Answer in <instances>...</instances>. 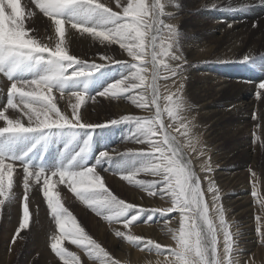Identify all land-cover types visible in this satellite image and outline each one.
Segmentation results:
<instances>
[{
  "label": "rangeland",
  "instance_id": "1",
  "mask_svg": "<svg viewBox=\"0 0 264 264\" xmlns=\"http://www.w3.org/2000/svg\"><path fill=\"white\" fill-rule=\"evenodd\" d=\"M9 2L15 5L17 0H9ZM21 2L24 4L27 0H21ZM100 2L112 7L114 11H121L116 7L115 0H100ZM121 2L123 3L124 0ZM139 2L140 0H137V3ZM160 2L165 4L163 18L166 23L174 24L179 30L180 49L189 62L183 79L178 77L176 80L164 81L161 78L159 81L160 93L165 99L172 95L177 101H183V111L174 121L170 122L167 115L164 116L167 131L177 143L178 152L176 155L180 161H183L192 176L190 183L193 188L189 189L188 193L189 197L195 200V203H191L188 208L181 209L180 215L186 220V223L188 221V228L193 226L199 228L200 239L205 247L214 249L216 244H219L220 257L223 256L222 252H224L225 232L230 230L233 233L236 229H240V233L244 234L241 238L245 260L254 257L255 264H264V243L261 242L258 233L255 231L259 225L254 219L258 215L264 219V89L260 88V84L264 82V3H261V0H160ZM129 7H131V3H129ZM32 8L35 15L26 20V27L34 29L29 35H34L39 40H43L42 42L54 47L59 40L54 27L49 25L48 18L43 16L38 9L34 6ZM214 8L219 10H209ZM127 14L135 16L137 13L130 12ZM232 23L235 25L232 26ZM65 32L66 50L71 57H82L83 61L90 63L96 60L98 64L108 63L106 59H100L101 55L106 58L112 56L111 58L114 60H131L119 46L107 41L101 43L103 38H95L90 35L74 38L67 29ZM3 38L4 15L0 9V39ZM147 39L146 35V44ZM165 43L168 41L165 40ZM145 51L150 53L151 49L146 48ZM245 57L248 59L245 60ZM149 59L150 56H146L144 61H136V63L142 64ZM110 68H115L119 75L118 79L121 78L124 70L120 69L119 65L103 67L97 70L91 78H94L100 71L105 73ZM150 69L149 66L148 72L145 73L147 80L144 87L147 86L148 80H151ZM242 71L246 74L243 75ZM161 72L163 73V69ZM203 73L208 75L210 73V75L206 76ZM2 75H0V102H2L0 111H3L7 106L8 90L6 89L10 86V82L8 85L7 79ZM248 76L250 79L247 78ZM226 80L229 82L227 81V83ZM247 80L249 83L246 85L245 81ZM217 82H219V86L216 85ZM182 84H184V88H181ZM211 84L214 85V89ZM238 84L243 87H239ZM225 86L226 88L227 86L231 87L225 89ZM218 93L219 95H216ZM142 94L145 95L146 99H150L147 87L144 91L143 88L131 89L129 92L116 97L108 95L96 99L91 98L90 94L83 95L85 99H83L84 102H81L79 109L83 122L104 123L106 125V127H97L92 136V151L88 161L90 165L94 163L96 155L105 149H117L124 152L127 149L143 147L142 144L138 145L128 138L135 132L133 122L124 120L115 126H107L108 121L120 120L121 117L125 116H154L153 111L141 109L132 103L133 97H139ZM63 97L58 101L53 96L54 102L57 103L58 108L63 113L71 117V105L77 103V100L71 96L70 91H66ZM206 97H210L207 101L212 103L203 106L202 103H205L203 99H207ZM212 97L216 98L213 99ZM18 99L17 96L14 103ZM162 103L166 104L167 102L162 101ZM49 104L52 108L55 107L52 100H49ZM99 106L103 108L100 109ZM21 107L23 106L21 105ZM151 107L149 105V108ZM25 111H28L30 115L34 116V119L41 120V122L52 118L47 110L37 113H34L32 109H25ZM96 111L97 113H95ZM5 115L12 119L21 117V122L27 124V117L18 109L8 108ZM113 116H117V118ZM0 122V126H6L4 120L0 119ZM185 126L189 129V136L185 135ZM80 138L82 139L83 135ZM62 147L63 140L56 139L49 145L44 159L41 161L39 154H37L33 163L37 165L42 163L48 169L53 168L60 158L59 153L62 151ZM120 159L117 157L108 163L112 167H116ZM123 159L131 161L134 157H124ZM167 162L171 163L170 160ZM19 167H16L14 172L11 191L6 198L0 197V199H5L4 205H0V264H63V261L51 249L53 235L58 236L60 233L52 213L47 207L46 200L42 196L40 185L32 184L28 200L29 226L17 234V229L22 220L24 196L23 174H21L22 170L20 173L21 168ZM168 170L169 172L174 171L173 168ZM98 171L106 186L128 203L163 213L172 212L176 209V205L168 198L166 192L164 195H158L154 192H148L147 188L136 186L140 184L151 185L165 179L160 174L161 170L159 169L156 172H146L123 178L121 172L108 171L105 173L102 168ZM225 174H232L233 182H236L229 183L228 187L222 185L220 180ZM20 175L21 177H19ZM237 180L239 181L237 182ZM201 182H203L202 185ZM57 186L54 191H59L62 204L75 216L85 233L101 244L114 258L118 259L120 264H148L151 256L153 258L150 259V264H174L175 257L171 255H160L155 251L149 252L144 247H137L115 236V231L119 229L130 232L133 236H140L145 240L150 239L167 249H176L170 244L163 243L164 240H167L163 225H159L158 228L156 222H142L124 229L122 223L109 222L103 216H97L79 200L74 192L82 190L81 186L73 183L72 191H69L63 184ZM53 187L54 185L48 186L46 196L50 201H55L59 205L58 195L53 192ZM201 187L202 191L200 190ZM253 191L257 193L256 196L252 195ZM220 197H222V201ZM226 200L242 202L236 205L234 209L231 206L226 209ZM234 211H241V215H233ZM222 215L226 217L223 221L221 220ZM176 216L179 214L158 215L157 221L162 224L164 220ZM168 222L169 226L173 227L172 221L169 220ZM244 223L249 225L251 232L241 228ZM233 225H235L234 228ZM155 229L156 231L153 232ZM61 231L65 235L57 238L54 247L60 252L66 250L74 253L76 255L74 264H79V262L80 264H102L104 261L102 256L101 259H97L95 254L89 257L84 248L76 246L82 243L78 239L79 230L77 228L66 224ZM68 233L72 234V238L67 237ZM182 234L183 232L180 233V235ZM14 236L15 241L13 242ZM212 254L214 255V251ZM65 264H73V262L66 261ZM220 264H223L221 260Z\"/></svg>",
  "mask_w": 264,
  "mask_h": 264
},
{
  "label": "snow or ice",
  "instance_id": "2",
  "mask_svg": "<svg viewBox=\"0 0 264 264\" xmlns=\"http://www.w3.org/2000/svg\"><path fill=\"white\" fill-rule=\"evenodd\" d=\"M115 3L121 11H114L112 7L101 3L100 0H27L24 4L21 0H17L15 5L9 0H0V9L4 15V38L0 39V74H3L10 82L7 106L0 111V119L6 123V126H0V178H2L0 179V197L6 198L11 191L14 172L19 164L23 171L24 196L22 220L17 234L29 226L28 200L32 184L40 185L42 196L60 233L58 236L53 235L51 249L63 261V264L66 261H72L74 264L76 259L74 253L66 250L60 252L54 247L57 238L65 235L61 229L66 224L79 230L78 239L82 243L73 245L84 248L89 257L95 254L97 259H101L102 256L104 258L102 264H120V261L85 233L75 216L62 204L59 191H54L57 185L63 184L69 191H72L73 183L81 186L82 190L74 192L75 196L97 216H103L109 222L122 223L124 229L142 222L155 223L158 215L165 216L171 213L180 215L181 209L195 203L188 193V190L193 188L190 183L192 176L183 161L178 159L176 155L178 147L175 139L167 131V124L164 121L165 114L170 122L179 116L183 111V101H177L172 95L165 99L160 93L159 83L161 78L164 81L176 80L178 77L183 79L184 72L189 66L178 42L179 30L174 24L166 23L163 18L165 4L160 0H140L139 3L137 0H124L123 3L121 0H115ZM261 3H264V0H261ZM32 6L43 16L52 20L54 31L59 37L54 47L42 42L34 35H29L34 31L26 27V20L35 15ZM130 12L137 14L135 16L127 14ZM66 24L82 34L87 33L95 38H103L101 43L107 41L118 45L131 60H114L101 55L100 59H106L108 63L98 64L71 57L64 41ZM146 35L147 44L145 43ZM165 40L168 43H165ZM146 48L151 49L150 53L145 51ZM146 56H150L147 62L136 63V61H144ZM247 59L245 57V60ZM116 65L124 70L123 75L99 91L98 95L116 97L131 89L143 88L144 91L147 87L150 99H146L142 94L139 97H133L132 103L141 109L151 111L154 109V116H125L120 120L108 121L109 127L124 120L133 122L135 132L128 138L138 145L142 144L143 147L127 149L124 152L117 149H105L96 155L95 162L90 165L88 161L92 151V136L97 127H106V125L83 122L79 113L84 98L81 90L71 92V96L77 100V103L71 105V117L58 108L53 99V91H58L63 97L71 82L89 78L103 67ZM149 66L151 80H148L147 86L144 87L147 80L145 73L148 72ZM69 69H71L70 72ZM169 73L171 75H168ZM181 88H184V84ZM260 88L264 89V82L260 84ZM17 96L19 99L14 103ZM49 100L55 104L54 108L49 104ZM149 105L152 107L149 108ZM8 108L18 109L23 113L27 117V124L21 122V117L12 119L6 116ZM25 109H32L34 113L47 110L52 118L41 122L34 119V116ZM185 135L189 136L187 126H185ZM56 139L63 140L62 151L59 153L60 158L56 165L47 169L42 163L34 164L33 160L37 154L42 161L49 145ZM117 157L121 158L117 166L109 165L103 169L105 172H121L123 178L161 170L160 174L165 179L151 185L136 186L147 188L148 192L158 195H164L166 192L168 198L176 205V209L163 213L128 203L114 194L106 186L97 169ZM124 157H134V159L126 161ZM168 160L171 163H168ZM169 168H173L174 171L169 172ZM49 185H54L52 190L58 195L59 205L46 196ZM200 190L202 191V187ZM252 195L256 196L257 193L253 191ZM220 200L222 201V197ZM4 203L5 199H0V205ZM225 219L226 217L222 215L221 220ZM254 219L259 225L255 231L264 243V219L259 215ZM182 232V235L174 236L178 245L176 249H167L150 239L145 240L119 229L115 231V236L137 247H144L149 252L171 255L175 257L174 264H220L218 243L214 249L205 247L197 226L185 227ZM67 237L72 238V234L68 233ZM235 237L232 231L225 232L224 264H233L234 257L240 258V264H255L254 257L247 260L242 258L244 253L239 248Z\"/></svg>",
  "mask_w": 264,
  "mask_h": 264
},
{
  "label": "bare ground",
  "instance_id": "3",
  "mask_svg": "<svg viewBox=\"0 0 264 264\" xmlns=\"http://www.w3.org/2000/svg\"><path fill=\"white\" fill-rule=\"evenodd\" d=\"M248 8V7H247ZM170 11V10H169ZM171 12V11H170ZM167 13V12H166ZM254 14V13H253ZM235 15V14H234ZM240 15H242V14H240ZM239 16V15H238ZM238 16H236V17H238ZM234 18H235V16H234ZM239 18V17H238ZM241 18V17H240ZM236 20V19H235ZM243 20V19H242ZM48 21H49V25H51V26H53L54 27V25H53V22H52V20L51 19H49L48 18ZM239 21V20H238ZM240 21H241V19H240ZM226 22V21H225ZM230 23V22H229ZM228 24V23H227ZM233 24L234 23H232V26H233ZM235 24H236V22H235ZM234 24V25H235ZM230 25V24H229ZM241 25V24H240ZM240 25H239V27H240ZM228 27V26H227ZM231 28V27H230ZM65 29H67V31H68V33L70 32V34L72 35V37H74V38H78L79 36H82V37H84L85 35H89V34H87V33H79V31H77V30H75V29H72V28H70V27H68L67 25H65ZM233 29V28H232ZM235 31H237V30H235ZM66 33V32H65ZM231 33V32H230ZM69 34V35H70ZM227 34V33H226ZM232 34H234L233 32H232ZM229 35V34H228ZM231 35V34H230ZM233 36V35H232ZM92 37V36H91ZM231 37V36H230ZM43 41V40H42ZM78 41V40H77ZM228 42V41H227ZM230 44V43H229ZM118 46V45H117ZM112 57V56H111ZM233 58V57H232ZM79 59L81 60V61H83L82 60V57L80 58L79 57ZM231 59V58H230ZM229 59V60H230ZM91 60V59H90ZM93 61H95L96 62V60H93ZM93 61H91V62H93ZM231 61V60H230ZM97 62H98V60H97ZM90 63V62H89ZM210 66V65H209ZM119 68V67H118ZM151 68V67H150ZM121 69V68H120ZM238 69V68H237ZM116 69L115 68H110V70H107V71H105V73H102L101 71L99 72V73H97V75L94 77V78H91V77H89V78H84V79H80V80H78V81H75V82H71L68 86H67V88H66V90H65V92L66 91H70V92H72V91H75V90H81L82 92H83V95L85 96V95H89L90 94V97L91 98H96V99H98L100 96L98 95V92L99 91H101L103 88H105L106 86H108L111 82H114L115 80H117L118 79V72H116L115 71ZM151 70V69H150ZM71 71V69H69V72ZM119 71V70H118ZM121 71V70H120ZM209 72V71H208ZM207 72V73H208ZM218 73V72H217ZM221 73V72H220ZM242 73H243V75H245L246 73L244 72V71H242ZM96 74V73H95ZM120 74V73H119ZM203 74H206V73H203ZM222 74V73H221ZM220 74V75H221ZM238 74H240V73H238ZM237 74V75H238ZM0 75H2V74H0ZM209 75H210V73H209ZM208 74H206V76H209ZM213 75V74H212ZM217 75V74H216ZM203 76V75H202ZM241 76V75H240ZM247 76V75H246ZM2 77H3V75H2ZM205 77V76H204ZM215 77V76H214ZM213 77V78H214ZM223 77V76H222ZM5 78V77H4ZM220 78V77H219ZM247 78H249V76L247 77ZM241 79V78H240ZM243 79V78H242ZM250 79V78H249ZM248 79V80H249ZM214 80H215V78H214ZM234 80V79H233ZM236 80V79H235ZM244 80H245V77H244ZM248 80L247 81H245V84L247 85L249 82H250V80H249V82H248ZM251 80H252V78H251ZM2 81V80H1ZM228 80H226V82H227ZM237 81V80H236ZM216 82V81H215ZM215 82H213V83H215ZM229 82V81H228ZM227 82V83H228ZM218 83V84H217ZM216 83V85H218L219 86V82H217ZM222 83V82H221ZM220 83V84H221ZM236 83H238V81L236 82ZM240 83H242V82H240ZM4 84H6V83H4ZM8 85H9V82L7 83ZM234 84V83H233ZM211 85H213V84H211ZM231 85V84H230ZM239 85V84H238ZM242 86V85H241ZM240 85H239V87H241ZM251 86V85H250ZM254 86V85H253ZM213 87V89H214V85L212 86ZM229 87H231V86H229ZM228 86H227V88H229ZM243 87V86H242ZM247 87V86H246ZM252 87V86H251ZM256 87V86H255ZM219 88V87H218ZM226 88V86H225V89H227ZM254 88V87H253ZM252 88V89H253ZM211 89V88H210ZM256 89V88H255ZM5 90V89H4ZM6 90H8V89H6ZM216 90V89H215ZM220 90V89H219ZM222 90V89H221ZM212 91V90H211ZM218 91V90H217ZM223 91V90H222ZM209 93H210V90L208 91ZM220 92V91H219ZM69 93V92H68ZM215 93V92H214ZM1 94H4V93H1ZM5 95H6V93H5ZM64 95H65V93H64ZM208 95V94H207ZM210 95V94H209ZM212 95V94H211ZM214 95V94H213ZM216 95H219V93L218 94H216ZM53 96L55 97V98H57V100L59 101V99L60 98H64V97H62L61 96V94L58 92V91H56V90H54L53 91ZM57 96V97H56ZM2 97H4V96H2ZM6 97V96H5ZM243 97V96H242ZM70 98V97H69ZM69 98H67V99H69ZM87 98V97H86ZM207 99H203L204 101H205V103H202L203 104V106H205V105H209V104H211L212 102H210V101H207L208 100V98H210V97H206ZM213 99L214 98H216V97H212ZM1 99H3V98H1ZM54 99V98H53ZM66 99V100H67ZM83 99H85V97L83 98ZM90 99V98H89ZM117 99V98H116ZM127 99V98H126ZM63 100V99H62ZM123 100H125V99H123ZM123 100H121V102H123ZM128 100V99H127ZM202 100V101H203ZM3 101V100H2ZM5 102H6V100H4ZM64 101V100H63ZM104 101V100H103ZM120 101V100H119ZM82 102H84V101H82ZM116 102V101H115ZM2 102H0V104H1ZM4 103V102H3ZM86 103V102H85ZM102 103V102H101ZM117 103H118V101H117ZM124 103V102H123ZM7 104V103H6ZM66 104V102L64 103V105ZM88 104V103H87ZM94 104H96V103H94ZM125 105H126V103H124ZM238 104V103H237ZM239 104H241V103H239ZM115 105V104H114ZM116 105H118V104H116ZM121 105V104H120ZM1 106V105H0ZM83 106V105H82ZM122 106H124V105H122ZM127 106H129V105H127ZM201 106V105H200ZM202 106V107H203ZM212 106V105H211ZM240 106V105H239ZM115 107V106H114ZM118 107V106H117ZM116 107V109H118ZM125 107V106H124ZM99 108H100V106H99ZM101 108H103V107H101ZM100 108V109H101ZM122 108V107H121ZM236 108H238V107H236ZM235 108V109H236ZM1 109H2V107H1ZM131 109V108H130ZM218 109V108H217ZM217 109H214V110H217ZM97 110V109H96ZM109 110H111L110 108H109ZM114 110H115V108H114ZM113 109H112V111H114ZM122 110V109H121ZM121 110L119 111V112H121ZM124 110V109H123ZM128 110V109H127ZM126 110V111H127ZM117 111V112H118ZM153 111H154V109H153ZM211 111V110H210ZM221 111V110H220ZM110 112V111H109ZM116 112V111H115ZM128 112V111H127ZM130 112V111H129ZM218 112V111H217ZM95 113H97V111L95 112ZM94 113V114H95ZM111 113V112H110ZM154 113V112H153ZM206 113V112H205ZM211 113V112H210ZM215 113H216V111H215ZM215 113H213V114H215ZM93 114V113H92ZM113 114H114V112H113ZM112 114V115H113ZM118 114V113H117ZM264 114V113H263ZM120 115H121V113H120ZM212 115V114H211ZM215 115H217V114H215ZM115 116V115H114ZM113 116V117H114ZM119 116V115H118ZM246 116V115H245ZM244 116V117H245ZM215 117H218V116H215ZM242 117V116H241ZM243 117V118H244ZM247 117V116H246ZM255 117V116H254ZM10 118V117H9ZM103 118V117H102ZM114 118H117V116L116 117H114ZM96 119V118H95ZM208 119V118H207ZM247 119V118H246ZM214 121V120H213ZM1 123V122H0ZM246 123V122H245ZM104 124V123H103ZM125 131H127V130H125ZM97 134V133H96ZM57 142V141H56ZM177 144V143H176ZM55 146V145H54ZM55 149V148H54ZM111 149V148H110ZM57 150V149H56ZM59 150V149H58ZM102 150V149H101ZM181 150V149H180ZM56 152H58V151H56ZM95 154V153H94ZM52 155V154H51ZM51 155H49V156H51ZM93 155V154H92ZM182 155V154H181ZM93 157V156H92ZM96 158V157H95ZM93 161H94V159H93ZM48 162V161H47ZM95 162V161H94ZM90 164V163H89ZM92 164V163H91ZM50 165V164H49ZM46 166V165H45ZM52 166V165H51ZM17 167H19V166H17ZM49 167V166H48ZM105 167H109V163L107 162V163H105L104 165H102L100 168H98L97 170H100L101 168L102 169H104ZM193 167V166H192ZM20 168V167H19ZM48 169V168H47ZM50 169V168H49ZM21 170L22 169H20V173H21ZM19 171V170H18ZM106 173V172H105ZM226 173V172H225ZM15 174V173H14ZM18 174V173H17ZM21 174H23V171H22V173ZM234 175V174H233ZM236 176V175H235ZM19 177H21V175L19 176ZM220 181H222V185H224V186H227L228 187V185H229V183H235V182H233L234 181V177L232 176V174H225L224 176H223V178H222V180H220ZM239 180H237V182H238ZM33 186V185H32ZM58 187V186H57ZM226 187V188H227ZM75 188V187H74ZM41 190V189H40ZM233 200V199H232ZM241 202L242 201H239V202H236V201H231V200H226L225 201V207H226V209H228L229 208V206H231L232 207V209H234L235 207H236V205H238V204H241ZM228 207V208H227ZM240 207H241V205H240ZM248 207V206H247ZM250 210V209H249ZM177 215V214H176ZM233 215H236V216H240L241 215V211H234L233 212ZM162 218V217H161ZM158 219V218H157ZM167 219V218H166ZM161 220H163V218L161 219ZM169 220H171L172 221V226L173 227H170L169 226ZM169 220H164L163 222H162V224H160L161 222H159L158 223V221L156 222V226L158 227L159 225H163L164 227H165V231H166V236H167V240H164L163 241V243L164 244H170V245H172L173 247H175V248H178V245H177V241L174 239V236H176V235H180V233H182V231H181V229H184L185 227H187V223H188V221H187V223H186V220L181 216V215H179V216H176V217H174V218H172V219H169ZM240 225V224H239ZM152 226V225H151ZM154 226V225H153ZM152 226V227H153ZM234 226L235 225H233L232 227L234 228ZM14 227V226H13ZM139 228V227H138ZM159 228V227H158ZM233 228H232V230H233ZM242 229H246V231L247 232H251V228L249 227V225H247L246 223H244L243 224V226L241 227ZM150 230V229H149ZM146 231V230H145ZM148 231V230H147ZM156 231V229L155 230H153V232H155ZM159 232V231H158ZM233 234L236 236L235 237V239H236V242H237V244H238V246H239V248L241 249V250H243V248H242V242H243V240H242V236L244 235V234H242V233H240V229H236L235 230V232H233ZM222 254H223V256L222 257H220L221 259V263H223L224 264V260L226 259L225 258V253L224 252H222ZM148 255V254H147ZM166 257H168V256H166ZM165 257V258H166ZM151 258H153V256H151V257H149V262H148V264H150L151 263V261H150V259ZM244 260H245V258H244V256L242 257ZM164 259V258H163ZM156 263V262H155ZM233 264H240V258L239 257H234L233 258Z\"/></svg>",
  "mask_w": 264,
  "mask_h": 264
}]
</instances>
